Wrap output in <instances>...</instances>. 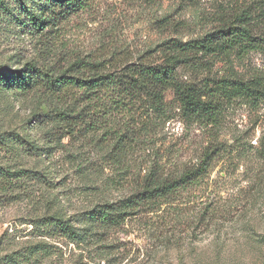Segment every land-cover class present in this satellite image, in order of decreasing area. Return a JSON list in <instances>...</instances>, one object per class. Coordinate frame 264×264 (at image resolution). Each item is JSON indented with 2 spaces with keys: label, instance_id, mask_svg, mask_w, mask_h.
<instances>
[{
  "label": "rangeland",
  "instance_id": "rangeland-1",
  "mask_svg": "<svg viewBox=\"0 0 264 264\" xmlns=\"http://www.w3.org/2000/svg\"><path fill=\"white\" fill-rule=\"evenodd\" d=\"M243 13L263 37L264 0H0V264H264V101L226 100L211 124L186 119L170 92L162 114L111 88L64 89L162 64V44ZM239 50L179 68L180 81L263 79L264 52ZM22 71L31 85L17 88ZM206 150L202 179L86 242L48 224L141 192L151 172L180 175Z\"/></svg>",
  "mask_w": 264,
  "mask_h": 264
},
{
  "label": "trees",
  "instance_id": "trees-1",
  "mask_svg": "<svg viewBox=\"0 0 264 264\" xmlns=\"http://www.w3.org/2000/svg\"><path fill=\"white\" fill-rule=\"evenodd\" d=\"M59 9L70 8L75 0H52ZM41 21L34 22L39 27ZM233 25L214 31L200 39L189 42L170 41L161 45L164 61L158 65L139 64L125 68L122 72L106 73L83 78L64 79V89L75 86L100 92L111 88L118 98L130 102H145L149 111L164 114V99L170 92L178 103L185 118L194 122L216 123L221 104L232 98L247 101H264V78L256 77L249 81L240 79L203 80L201 85L180 81L179 68H196L204 58L224 55L238 48L237 56L244 51L264 52V36L256 37L249 27L250 17L244 13L234 19ZM17 88L31 85V77L26 71L17 75ZM4 78V77H1ZM65 78V77H64ZM14 82V78H12ZM55 84L60 80H55ZM14 85V83H13ZM93 92V93H94ZM68 117L64 113V119ZM214 151V150H213ZM211 151H205L197 165L180 175H166L161 178L153 172L144 180L141 192L112 204H103L94 210L72 218L52 216L48 224L60 229L63 236L75 243L89 240L92 230L98 227L117 226L131 211L141 206L161 205L183 187L195 184L207 173L211 160ZM89 223V227H81Z\"/></svg>",
  "mask_w": 264,
  "mask_h": 264
}]
</instances>
